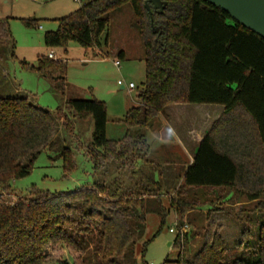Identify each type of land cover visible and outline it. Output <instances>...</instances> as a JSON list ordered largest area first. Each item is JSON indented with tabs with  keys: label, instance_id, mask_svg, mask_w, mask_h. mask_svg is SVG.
I'll return each instance as SVG.
<instances>
[{
	"label": "trees",
	"instance_id": "trees-1",
	"mask_svg": "<svg viewBox=\"0 0 264 264\" xmlns=\"http://www.w3.org/2000/svg\"><path fill=\"white\" fill-rule=\"evenodd\" d=\"M145 1L88 0L57 19V30L44 34L47 47H65L74 41L94 48L100 46L111 15L131 6L146 70L138 104L122 121L137 127L136 134L128 131L122 140L109 139L107 106L95 98L69 99L64 108L51 111L29 96L0 97V264L53 260L70 264L66 255L58 254L61 247L73 252V264H148L144 259L141 263L135 260L137 240L147 228L146 214L157 212L162 226L169 212L157 194L162 182L154 181L152 170L144 174L149 190L151 184L157 185L151 190L156 192L158 205L150 211L137 183L111 190L99 181L59 193L34 187L28 196H14L11 182L28 176L43 151L58 147L60 123L77 139L74 118L92 120V141L86 147L61 148L65 169L74 170L75 152L85 149L94 171L102 173L111 162L128 169L146 162L150 152L146 131L167 106L222 105V116L200 142L194 160L180 176L182 182L174 181V172L167 177L159 173L164 185L175 192L170 207L183 218L190 207L219 211L216 202L244 195L249 201L259 200L264 208V38L205 0H162L167 3L164 11L159 13L151 5L152 15ZM24 23L35 25L29 19ZM0 45L15 48L9 18H0ZM119 56L124 58V53ZM67 68L65 61L42 56L36 71L63 91ZM196 189L211 191L215 200L200 204L190 194ZM180 221L174 244L183 252L196 234L184 232ZM245 221L254 226L252 216L246 215ZM212 225L191 258L181 254L162 264H264V222L255 234L250 228L242 231L241 242L255 238L253 252L236 258L228 255L224 237ZM151 241L143 244V258Z\"/></svg>",
	"mask_w": 264,
	"mask_h": 264
},
{
	"label": "rangeland",
	"instance_id": "rangeland-1",
	"mask_svg": "<svg viewBox=\"0 0 264 264\" xmlns=\"http://www.w3.org/2000/svg\"><path fill=\"white\" fill-rule=\"evenodd\" d=\"M87 1L0 0V18H9L15 41V48L11 45H0V97L29 96L36 105L56 111L64 108L69 99H87L90 96L105 102L107 106V137L111 140H122L128 131L136 134L139 130L137 127H129L122 119L131 107L138 104L137 94L143 88L146 70L144 46L135 26L131 6L125 5L121 11L111 15L108 29L101 37L100 46L86 48L74 41H70L65 47H47L45 44L44 34L58 29L57 19L71 14ZM24 19L34 21L35 25L26 26ZM51 52L55 54L54 59L65 61L68 65L66 86L63 91L36 71L39 58L49 57ZM121 52L124 53V58L119 56ZM116 61L120 62V66L115 64ZM119 81L126 87L121 88ZM130 83H134L136 88L130 90L128 88ZM211 106L223 109L221 105ZM171 109L169 116H165L181 135V140H184L185 127H190V130L195 128V131L199 130L203 134L217 121L204 123L203 117L206 116H202L201 111L189 109L185 112L180 110L179 106L178 109ZM222 112L223 110L219 115L216 114L215 119H219ZM74 124L77 139L71 138L60 123L58 147L54 151H43L37 156L33 170L28 176L11 182L14 196H28L34 187L59 193L92 186L99 181H103L111 190L117 185L125 189L137 183L138 186L135 187L145 193L146 210L150 211L158 205V199L154 195L156 192L151 190H155L157 185L151 184L149 190L148 186H145L144 174L152 170L154 181L162 182L157 194H161L159 197L169 212L162 226L161 217L157 212L150 211L146 214V232L142 239L137 240L136 245L137 263L144 259L148 264H162L167 259H178L181 254L184 259L191 258L201 248L203 234L210 223H213L211 229L224 237L228 255L230 254L232 258L248 256L253 252L255 238L241 242V233L245 228H250L255 234L258 226L264 222V208L258 204L259 200L249 201L243 195L231 201L216 202L218 209H222L219 211H209L207 206H193L186 211L183 218L170 207L169 201L175 192L164 185V178L162 175L159 176V173L167 177L174 172V181L180 184L182 182L180 176L183 175L188 161L182 156L177 139L171 134L163 117L160 116L146 131L150 144L146 162L139 161L129 169L111 162L106 166V172L102 173L94 171L93 163L86 156L85 149L75 152L76 168L72 171L65 169L61 148L67 146L74 149L79 144L86 147L92 141V120L82 121L74 118ZM144 187L146 188L143 189ZM190 194L198 197L200 204L216 198L214 193L206 189H196ZM12 198L14 200L15 197ZM246 215L254 219L253 227H249L245 221ZM180 220L184 232L196 234L195 239L183 252L174 244L180 232L178 228ZM151 239L143 258V244ZM60 252L66 255L64 258L70 264H73V252L64 251L62 247L58 254ZM46 264L58 263L53 260Z\"/></svg>",
	"mask_w": 264,
	"mask_h": 264
},
{
	"label": "water",
	"instance_id": "water-1",
	"mask_svg": "<svg viewBox=\"0 0 264 264\" xmlns=\"http://www.w3.org/2000/svg\"><path fill=\"white\" fill-rule=\"evenodd\" d=\"M225 11L234 21L264 38V0H205ZM162 13L167 5L162 0H146L145 7L152 15V8ZM154 31H157L154 28ZM124 88V87H121ZM91 97L88 96L87 99Z\"/></svg>",
	"mask_w": 264,
	"mask_h": 264
},
{
	"label": "crops",
	"instance_id": "crops-1",
	"mask_svg": "<svg viewBox=\"0 0 264 264\" xmlns=\"http://www.w3.org/2000/svg\"><path fill=\"white\" fill-rule=\"evenodd\" d=\"M55 56V54H54ZM59 60V59H58ZM213 104H172L167 106L163 111L160 112L159 117H163L165 119V123L168 124L169 130L171 132V134L173 136L176 137L177 139V143H178V147H180V151L182 153V156L187 159L188 164L185 168V170L187 169V167L192 163V161L194 160V156H195V152L200 144V142L203 140V138L205 137V135L207 134L208 130H206L203 134L198 130L195 131V128L193 130H190V127H185L184 130V140H181V135L177 133V131L170 125V121L169 119H167L166 116H169V112L170 110H172L171 108H177L179 106V109L182 111H187L189 109H192L194 111H198V112H203L202 116H206V118L203 117L204 123L206 122H210L211 123L215 120L216 118V114H220L221 111L223 110L224 112V106L223 109L218 108L216 106H211ZM217 105V104H216ZM190 106H194V107H190ZM222 106V105H221ZM174 110V109H173ZM222 112V113H223ZM166 115V116H165ZM199 116H197L198 119ZM185 120V119H184ZM190 126V125H189ZM193 134V136H192ZM180 136V137H179ZM147 137V134H146ZM185 170H183V173L185 172Z\"/></svg>",
	"mask_w": 264,
	"mask_h": 264
},
{
	"label": "built area",
	"instance_id": "built-area-1",
	"mask_svg": "<svg viewBox=\"0 0 264 264\" xmlns=\"http://www.w3.org/2000/svg\"><path fill=\"white\" fill-rule=\"evenodd\" d=\"M49 58H55L53 52H51V53L49 54ZM115 64H116L117 66H120V62H119V61H116ZM118 84L121 85V87H124V88L126 87L125 84H124L122 81H119ZM128 88H129L130 90H132V89H135L136 87H135L134 83H130V84L128 85Z\"/></svg>",
	"mask_w": 264,
	"mask_h": 264
}]
</instances>
